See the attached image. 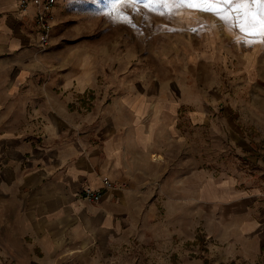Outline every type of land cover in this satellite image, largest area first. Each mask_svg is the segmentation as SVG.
I'll return each instance as SVG.
<instances>
[{
  "label": "crops",
  "instance_id": "0c3cea01",
  "mask_svg": "<svg viewBox=\"0 0 264 264\" xmlns=\"http://www.w3.org/2000/svg\"><path fill=\"white\" fill-rule=\"evenodd\" d=\"M21 1L0 0V264H52L55 230L91 231L102 247L133 238L141 202L153 198L175 214L202 206L230 213L232 236L262 242L264 181L237 170L205 174V162L196 164V130L209 149L212 117L228 123L214 132L236 142L223 94L188 78L201 65L211 76L205 62L221 59L213 26L200 48L148 60L145 37L122 30L115 43L94 27L99 0H56L44 42L34 26L40 0ZM226 32L234 41L245 34ZM88 88L98 91L90 110L70 111L71 96ZM82 190L102 197L91 203Z\"/></svg>",
  "mask_w": 264,
  "mask_h": 264
},
{
  "label": "rangeland",
  "instance_id": "374dc122",
  "mask_svg": "<svg viewBox=\"0 0 264 264\" xmlns=\"http://www.w3.org/2000/svg\"><path fill=\"white\" fill-rule=\"evenodd\" d=\"M29 1L31 0H27ZM44 2L45 0H40L39 12L42 11ZM96 4L90 10L95 15L94 27L106 30L108 35L113 36L115 43L121 38L122 30L130 29L132 36L133 33L139 35L141 43L145 37L148 60H153L155 53L181 54L180 46L183 45L189 48L196 45L200 48L207 40L208 43L211 41L209 28L213 26L212 38L218 39L221 35L223 42L218 43L214 49L221 55V59L212 63L205 62L213 67L211 76L208 73L206 75V66L201 65L191 70L188 78L199 83L203 91L211 89L212 95L219 92L223 94L224 103L230 110L233 126L230 131H235L233 138L236 142L231 138H222L220 129L214 132L215 126L228 123L220 116L212 117L211 136L205 140L209 143V149L206 145L202 149V135L196 130V164L205 162V174L210 172L218 176L225 169L237 170L247 177H257V180L259 178L264 181V38L246 33L236 34V41L230 37L226 28L241 30L237 26L242 22L240 12L224 5L221 7L229 10L218 16L172 3L171 0L168 3L160 0H135V3L127 5L118 0H99ZM74 8L75 6H70L72 12ZM51 9L47 11L49 25ZM37 15L34 26L43 37L36 22ZM222 16H227V19L221 18ZM241 36L244 40H238ZM131 45L134 50L139 47L134 42ZM148 63L151 70L157 67V72H162V76L166 78L164 68H159V64L154 67L152 61ZM96 97V89H84L71 96L67 107L70 111L74 108L87 112ZM230 131L226 134L227 137L232 136ZM202 166L200 164L199 168ZM104 185L105 188L110 187L107 181ZM86 191L94 192L82 190L83 199L91 203L100 201L102 196L99 192H94L99 195L97 200H90L84 196ZM153 199L154 201L141 202V208L144 209V203L146 207L141 213V228L138 233L132 235L133 238L123 237L117 242L110 239L108 246H99L97 234L91 231L80 234V230L76 229L71 232L70 229L63 232L55 230L50 234L52 240L56 241L51 263L264 264V239L260 242L261 238L253 237L252 234L232 236L233 227L236 226L232 214L205 206L196 207L192 212L183 208V212L175 214L166 203Z\"/></svg>",
  "mask_w": 264,
  "mask_h": 264
},
{
  "label": "snow or ice",
  "instance_id": "6c2138e0",
  "mask_svg": "<svg viewBox=\"0 0 264 264\" xmlns=\"http://www.w3.org/2000/svg\"><path fill=\"white\" fill-rule=\"evenodd\" d=\"M118 2L127 5L135 3V0H118ZM160 2L168 3L169 0H160ZM171 2L218 16L221 12L229 10L221 7L227 5L230 9L240 12L242 22L237 26L241 31L264 36V0H171ZM221 18L227 19V16Z\"/></svg>",
  "mask_w": 264,
  "mask_h": 264
},
{
  "label": "built area",
  "instance_id": "2783aa9c",
  "mask_svg": "<svg viewBox=\"0 0 264 264\" xmlns=\"http://www.w3.org/2000/svg\"><path fill=\"white\" fill-rule=\"evenodd\" d=\"M55 2L56 0H45L42 11L39 12L37 15L36 22L43 33V37H42L43 41L47 39L49 29H50L49 15L47 11L54 6ZM26 4H27V0H22L20 6L25 7ZM84 196L90 200L92 199L97 200L99 197L98 194L94 192H89V191L84 192Z\"/></svg>",
  "mask_w": 264,
  "mask_h": 264
},
{
  "label": "bare ground",
  "instance_id": "6f19581e",
  "mask_svg": "<svg viewBox=\"0 0 264 264\" xmlns=\"http://www.w3.org/2000/svg\"><path fill=\"white\" fill-rule=\"evenodd\" d=\"M220 22V21H219ZM226 36H228V34L227 33H224Z\"/></svg>",
  "mask_w": 264,
  "mask_h": 264
}]
</instances>
